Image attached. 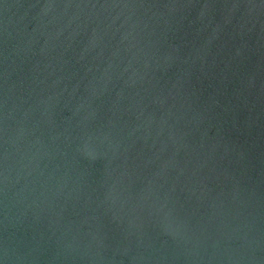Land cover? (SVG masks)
Masks as SVG:
<instances>
[{"label":"water","instance_id":"water-1","mask_svg":"<svg viewBox=\"0 0 264 264\" xmlns=\"http://www.w3.org/2000/svg\"><path fill=\"white\" fill-rule=\"evenodd\" d=\"M0 264H264V0H0Z\"/></svg>","mask_w":264,"mask_h":264}]
</instances>
